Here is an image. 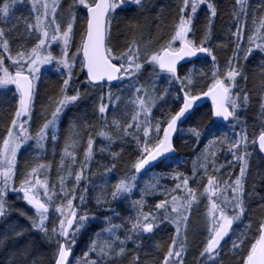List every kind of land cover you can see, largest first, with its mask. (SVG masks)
<instances>
[{
  "label": "snow or ice",
  "instance_id": "obj_1",
  "mask_svg": "<svg viewBox=\"0 0 264 264\" xmlns=\"http://www.w3.org/2000/svg\"><path fill=\"white\" fill-rule=\"evenodd\" d=\"M170 7L169 24L164 12ZM18 8H27V17H16ZM118 17L124 30L113 35ZM217 18L215 0H0V97L11 94L12 102L10 112L0 109L9 116L0 134V264H187L191 246L195 264H223L229 252L234 264H264V169L251 171L254 156L264 160V0H234L223 34L216 32ZM229 47L222 70L215 50ZM252 57H259L262 79L250 137L241 112L253 104L245 74ZM209 58L210 68H196ZM45 65L62 83L42 105L36 126ZM204 80L210 81L206 90L198 88ZM96 90L90 119L85 102ZM202 97L211 100L208 112L200 111ZM81 105L82 115L68 120ZM95 136L105 142L99 152L111 158L99 172L91 171ZM175 139L195 156L190 172L180 170ZM126 151L128 171L112 183L109 174ZM24 153L31 155L21 165ZM224 154L232 159L219 163ZM167 180L171 187L162 183ZM92 192L103 223L77 256L80 236L97 218L88 210ZM124 201L131 214L113 207ZM169 228L168 241L142 261L143 242Z\"/></svg>",
  "mask_w": 264,
  "mask_h": 264
},
{
  "label": "trees",
  "instance_id": "obj_2",
  "mask_svg": "<svg viewBox=\"0 0 264 264\" xmlns=\"http://www.w3.org/2000/svg\"><path fill=\"white\" fill-rule=\"evenodd\" d=\"M215 2L217 3V7H218V18L215 22V28H216V32L217 34H223L226 29L228 28L229 24L231 23V10L234 4H231V0H215ZM234 2V0H233ZM159 3L161 5L164 4H169V5H174L175 0H159ZM174 7H170L167 8L164 12V16L166 18L167 23H171L172 17L174 16ZM28 15V9L27 8H18L15 12V16L16 17H27ZM204 18V13L203 11H201L200 13V21L202 22ZM81 24L82 21L79 22L76 26V39H77V44L79 43V32L82 30L81 28ZM117 27L119 28V30L121 32H123L124 30V25L122 23V20L120 17H118L116 19V21L114 22V28H113V35L116 34L117 32ZM23 28V24H21V29ZM167 31V29H166ZM219 42V41H217ZM18 43L13 41L12 43V51H16V49L18 48ZM216 55L218 57V61L220 64L221 69H224L225 67V63L227 58L231 55V48H216ZM259 60L256 59L255 57H252V59L249 62V66H248V70L245 69V74L248 77V81L246 84V89L249 91L250 95L253 97V106L257 105L255 103V99L257 97V95L260 92V81L262 79L261 74H260V68L257 64H259ZM248 65V64H247ZM192 65H189V67H191ZM211 64H210V58H209V63L208 64H203V63H197L196 64V68L200 69V68H204L205 70H207L208 68H210ZM79 70L77 69V72ZM85 77L83 74H79V79L83 80ZM62 83V81L60 80V77L57 73H52L51 71H49V69H46L42 72V80L38 85V99L36 102V106H35V111H36V126H38L41 121L39 119L40 116V112H41V107L42 105H46L47 103V99L49 96H55L56 93L58 92L59 86ZM206 83H210V81L208 80H204V81H200L198 83V88H204V90H206L205 84ZM163 86V85H161ZM241 87H245V84L243 81H241ZM81 90H83V87L81 86ZM116 89H113V91H115ZM99 96V90H96L95 92L92 93V97L90 98V100L85 102V105H87V112L89 114V118H92V100L96 99ZM11 94H9L7 97H0V109H6L7 112L11 111L10 108V104H11ZM85 105H81V108L78 109H71L68 112V116L67 119L70 120L72 117L74 116H80L83 113V110L85 108ZM211 105L210 104H206L205 106L200 108V111L202 112H208L210 109ZM252 112L251 114H249L248 110L246 112H241V120H246L247 121V130L249 133V136L251 137V134L254 130L253 125L254 124H258V121L256 120V111L254 109H251ZM155 111V110H154ZM157 115H159V113L157 112ZM9 120V116L7 115V113H5L4 115H0V134L3 133L4 131V127L5 125L8 123ZM99 126V125H98ZM184 127H187V125H185ZM218 127L221 129V131H227L228 134L231 136L232 135V129H230L226 124H221L218 125ZM68 128V124L67 122L63 125V129L62 132H66ZM236 132L240 131V127L238 126L235 129ZM258 132V129H257ZM96 139V144L94 145V148L96 150V159L93 161L92 167H91V171L92 172H99L102 171V165L104 164H108L110 163V157L108 156L107 153H103L101 154L99 152V148L101 146H103V142L102 138L95 136L94 137ZM185 139H187V137H185ZM175 143L177 145L178 151L176 154V158L178 160V162L181 165L180 170L181 171H185L190 172L191 169V161L193 159H195V156L191 150L190 147H185L184 146V142L180 139H176ZM189 144H191V141H188ZM206 143V141H205ZM64 144V139H63V135L61 136V139L59 141V146L57 147V154L55 157V162L58 163L59 161V155H60V151L63 147ZM201 148L203 147V145L200 146ZM113 150L115 151H119V148L116 145H113ZM31 153H24L23 156L20 158V163L21 165L24 164L25 160H29ZM48 158L52 159L51 156V148H49V154H48ZM80 159H82V152L79 156ZM131 159V155L128 151H126L123 154L122 159L119 161V163L117 164V168L115 170H113L112 173L109 174V179L112 183H115L116 180H118L121 176H123L127 171V167L126 164L127 162ZM231 156L224 154L221 155L219 157V163H225L229 160H231ZM31 162V161H30ZM251 171L253 174H255L258 169H264V160H261L259 158V156H254L252 158L251 161ZM233 175L238 174L239 168L238 165L233 162ZM229 171L230 169H228L227 167L225 169H223L222 171ZM160 171H162V169L160 168H156L153 169V172L159 173ZM152 173H148L147 175L143 176V179L141 180V184H143V182L147 179H149L151 177ZM51 179L54 182L56 179V174L55 171L52 172L51 174ZM101 181L97 178V184H99ZM162 183H166L168 186H172V182L170 180L167 181H162ZM251 185V177L249 178V186ZM95 195V192L90 193V199ZM138 196L137 195H133V197L131 199H137ZM153 203V201L150 199L149 200V204ZM22 206V205H21ZM113 207H115L118 211L121 212L122 215H128L131 214V210H130V204L128 201H124L122 203H114ZM88 210L90 211V213L92 215H94L95 217H97L96 219L92 220L89 222L88 228L86 231L83 232V234L80 236L79 238V244L76 251V255L79 256L81 254V252L83 250H86V246L90 240V238L93 237V234L95 231H98L103 223L102 220V214L100 212H98V210L95 207V201L94 199H91V203H89L88 205ZM20 222L26 223L23 218L20 219ZM117 223H119V220H116ZM171 232V229H166V230H162L160 232H158L154 237H152L151 240H146L143 242V250L141 251L140 255H141V260L143 261L145 259L144 253L145 252H149L152 251L154 252L155 249V244L157 243H165L168 241V235ZM193 237H191L192 240ZM134 247V245H132L131 243L129 244V248L132 249ZM230 248V245L228 246ZM42 251L47 252V248L45 246H42L41 248ZM189 255L187 256V264H195V254H196V248L195 246H191L189 249ZM223 264H234V259L231 255V253L229 252L227 255L224 256L223 258Z\"/></svg>",
  "mask_w": 264,
  "mask_h": 264
},
{
  "label": "rangeland",
  "instance_id": "obj_3",
  "mask_svg": "<svg viewBox=\"0 0 264 264\" xmlns=\"http://www.w3.org/2000/svg\"><path fill=\"white\" fill-rule=\"evenodd\" d=\"M64 15H66V12L64 13ZM75 43H77V39L76 38H75ZM52 50H53V54L54 55H59V53H60V47L58 45H53ZM74 50L75 49L73 48V51ZM12 52H13V54H15V51H12ZM8 63H10V62H8ZM46 69H49V71H51L52 73H56L55 68L53 66H51V65H45L44 68H42V72L44 70H46ZM200 219L201 218L199 216L193 218V221H192V227H193V229H195L198 226V224L200 222ZM191 237H192V235L190 234V236H189L190 241H191Z\"/></svg>",
  "mask_w": 264,
  "mask_h": 264
},
{
  "label": "flooded vegetation",
  "instance_id": "obj_4",
  "mask_svg": "<svg viewBox=\"0 0 264 264\" xmlns=\"http://www.w3.org/2000/svg\"><path fill=\"white\" fill-rule=\"evenodd\" d=\"M251 3L252 4H255L256 3V0H251ZM256 59H258L259 60V57H255ZM252 59V58H251ZM250 59V60H251ZM250 60H249V62H250ZM249 62H248V65H249ZM248 81V80H247ZM251 109H254L255 111H256V113L258 112V105H255V106H253V104H252V106L248 109V112H249V114H251V112H252V110ZM224 173H225V175L227 174V171L225 170V171H223Z\"/></svg>",
  "mask_w": 264,
  "mask_h": 264
},
{
  "label": "water",
  "instance_id": "obj_5",
  "mask_svg": "<svg viewBox=\"0 0 264 264\" xmlns=\"http://www.w3.org/2000/svg\"><path fill=\"white\" fill-rule=\"evenodd\" d=\"M115 83V82H114ZM198 104L201 106V107H203V106H205L206 104H211V100L209 99V98H207V97H202L201 98V101H198ZM200 107V108H201ZM176 140V139H175Z\"/></svg>",
  "mask_w": 264,
  "mask_h": 264
},
{
  "label": "bare ground",
  "instance_id": "obj_6",
  "mask_svg": "<svg viewBox=\"0 0 264 264\" xmlns=\"http://www.w3.org/2000/svg\"><path fill=\"white\" fill-rule=\"evenodd\" d=\"M231 4H234L233 0H231ZM257 65L259 66V64H257ZM248 66H249V65H247L246 70L249 69Z\"/></svg>",
  "mask_w": 264,
  "mask_h": 264
}]
</instances>
